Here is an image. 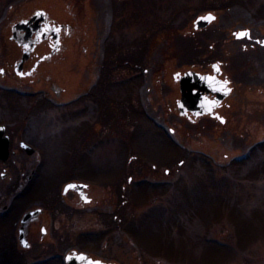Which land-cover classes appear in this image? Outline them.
Segmentation results:
<instances>
[{
    "label": "rangeland",
    "instance_id": "1",
    "mask_svg": "<svg viewBox=\"0 0 264 264\" xmlns=\"http://www.w3.org/2000/svg\"><path fill=\"white\" fill-rule=\"evenodd\" d=\"M38 7L71 21L86 52L99 53L106 43L118 61L117 119L94 126V141L82 143L88 156L81 177L92 181L93 199L65 218L67 250L116 264H264V0H0V67L10 25ZM207 11L216 19L193 31L194 19ZM243 29L249 37H236ZM83 49L53 67L55 85L63 88L59 99L50 95L53 107L42 108L31 94L48 87L46 80L0 74V124L14 150L0 161V206L20 184L33 182L27 176L38 160L40 189L58 184L60 192L67 179L60 170L69 118L86 127L93 115L87 106L61 105L95 71L84 68ZM213 64L231 81L218 109L224 121L180 116L173 75L211 73ZM19 140L39 154H25ZM31 199L22 197V210ZM2 229L0 219V264L49 261V245L35 247L38 232L35 245L21 250L16 231L2 235Z\"/></svg>",
    "mask_w": 264,
    "mask_h": 264
},
{
    "label": "flooded vegetation",
    "instance_id": "2",
    "mask_svg": "<svg viewBox=\"0 0 264 264\" xmlns=\"http://www.w3.org/2000/svg\"><path fill=\"white\" fill-rule=\"evenodd\" d=\"M37 10H43V12L37 16V19L32 20L28 24L29 31L25 29H19L15 32L12 31V25L14 23L21 19L31 18L35 15ZM21 19L14 21L10 25L9 38L2 43V60L5 65L0 67V74L2 77L7 74L12 80L29 79L33 81L36 79H43L49 82L48 87L31 93L36 97L35 102L39 101V103H37L39 106L42 108L53 107L54 103L50 102L51 96L54 99H59L62 96L61 92L63 91V88L55 85L56 82L52 77V70L55 64L68 59L72 51H77L79 47H83V58L85 59L84 68L93 67L95 69V71L90 74V76L93 75L91 78L88 74L87 77H85L89 79V81L87 82V80H84V82H78L79 89L77 91L74 90L72 97L68 98L63 104H61L62 107H65L68 110H79L83 106H87L88 112L93 114L91 116V124L86 127H82V125L78 124L81 119L77 122V120L72 118H69L70 121L66 127V131L68 135H70V142L65 145V150L62 153V158H67V160L64 165L65 167L61 169L60 172L62 175H68L70 172L77 170L81 175L77 174V176H79L77 178L73 176L68 177L66 175L67 179L61 185L60 192H58V184L54 187L51 186V183H48L47 189H40L43 182L41 181L42 168L39 166L40 161L38 160L35 168L32 169L27 176V179L29 180L32 178L33 182L28 185L20 184L15 191L10 192L13 197L10 196V198L0 206V219L3 227L1 233L2 235H7L8 233V235H12L13 232L16 231L17 249H29L32 244L34 246L35 244L32 237L38 232L39 242L38 246H35L36 249L44 248L46 245H49L50 251L47 257L49 261L42 260L44 262H41L38 260L35 264H65L64 255L67 252H70V250H75H67L69 249L70 243L67 238L68 225L65 218L69 216L72 207L84 208L86 205H89L88 203H91L93 199L91 190V185L93 184L91 183L92 181L85 180L84 177H81L86 171L83 160L88 156L87 152L82 150V143L85 144L88 140L94 141L93 139H95V136L92 132L94 126L102 125L103 122L107 124L110 121L112 123L117 119L115 105L117 100V89L114 88L117 84V79L115 77L116 66L118 63L117 55L112 47L106 43L100 45L97 49L99 50V53L97 51H95V53L90 51H88L90 53L86 52L87 49L85 48L84 43L86 39H83L82 36L78 40L74 38L75 27L72 22L58 21L55 18H52L48 11L43 7L35 8L31 14ZM256 41L258 40L256 39ZM109 47L111 50H108ZM111 51L112 53H110ZM106 52H108V54H105ZM20 61L22 63L20 67H17L18 62ZM145 70L146 69H144V71ZM212 73L213 72H211V74ZM215 74L220 79L227 80L228 84L231 86V81L226 75L222 74V71L218 70ZM228 84H226L224 88H227ZM9 89L4 90H7V92H12V90L16 91L14 88ZM109 89H114L115 93L110 95L108 92ZM204 95L206 98H213L215 96V94L210 92H204ZM222 103L223 100L217 102L213 110L214 113L216 112L219 114L218 109ZM142 107H144V105H142ZM109 110L110 115L106 112ZM183 116L190 121L200 118L189 114ZM4 133H6L9 138V154L14 153V150H10L11 138L10 134L6 131V126ZM21 142H23V140H19L18 146L21 151L25 152V154H39L37 149L31 144L33 151L28 153L27 150L29 148L22 146ZM79 159L82 163H79ZM111 176L110 188L112 192L117 189V182L115 180V175L113 174ZM97 177L103 179L101 174H97ZM72 182L77 184L71 185L70 183ZM97 182H99V184L101 183L100 181ZM24 196L30 198L32 196L33 199H31L32 206L22 210L20 202H22L21 199ZM70 199H73V204H71ZM33 208H38L39 212L22 223L21 218L24 212ZM97 212L101 213L99 209H97ZM46 217L47 219H45ZM2 219L7 222L4 223V220L2 221ZM20 229H22L29 242L28 247H24L19 241ZM46 238H48V240L45 241L47 244L44 243V239Z\"/></svg>",
    "mask_w": 264,
    "mask_h": 264
},
{
    "label": "water",
    "instance_id": "3",
    "mask_svg": "<svg viewBox=\"0 0 264 264\" xmlns=\"http://www.w3.org/2000/svg\"><path fill=\"white\" fill-rule=\"evenodd\" d=\"M42 13L41 10H37L35 15L28 20H21L12 25V31H17L19 29H25L29 31V23L37 19ZM211 14V17H209ZM216 15L212 12H206L205 14L198 15L193 21L194 29H199L210 24ZM246 34L237 36V33L244 32ZM236 37H249V29H243L238 31ZM264 41V40H263ZM22 61V60H21ZM19 62L17 67H20L22 62ZM216 64H213V71L216 73L219 69ZM174 79L179 81L180 97L177 101V108L181 114H187L191 112L194 116H199L202 114H212L213 108L216 106L217 102H220L224 97H226L230 88H224L228 83L226 80H222L216 77L215 74L200 73L192 69H188L183 73H175ZM204 92L215 93L213 99L206 98ZM221 121H224L223 117H219ZM4 125H0V159L6 160L8 156V136L4 135ZM22 146L28 147V153L33 151V148L21 142ZM4 176V173L1 174ZM71 185H76L77 183L72 182ZM39 212L38 208H33L24 212L21 222L24 223L29 218L35 216ZM19 241L24 247L29 246V242L26 239L25 234L22 229L19 231ZM115 264L113 262H104L100 259H93L84 252H71L67 253L65 256V264Z\"/></svg>",
    "mask_w": 264,
    "mask_h": 264
},
{
    "label": "snow or ice",
    "instance_id": "4",
    "mask_svg": "<svg viewBox=\"0 0 264 264\" xmlns=\"http://www.w3.org/2000/svg\"><path fill=\"white\" fill-rule=\"evenodd\" d=\"M209 17H211V14H209ZM244 34H246V30L244 32L237 33L236 35L237 36H241V35H244ZM97 264H99V262H97Z\"/></svg>",
    "mask_w": 264,
    "mask_h": 264
},
{
    "label": "trees",
    "instance_id": "5",
    "mask_svg": "<svg viewBox=\"0 0 264 264\" xmlns=\"http://www.w3.org/2000/svg\"><path fill=\"white\" fill-rule=\"evenodd\" d=\"M183 33V32H182ZM184 34H186V33H184Z\"/></svg>",
    "mask_w": 264,
    "mask_h": 264
}]
</instances>
